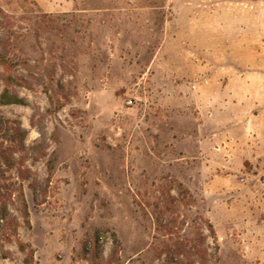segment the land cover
<instances>
[{"label": "rangeland", "instance_id": "obj_1", "mask_svg": "<svg viewBox=\"0 0 264 264\" xmlns=\"http://www.w3.org/2000/svg\"><path fill=\"white\" fill-rule=\"evenodd\" d=\"M0 9V264H264V0Z\"/></svg>", "mask_w": 264, "mask_h": 264}, {"label": "trees", "instance_id": "obj_2", "mask_svg": "<svg viewBox=\"0 0 264 264\" xmlns=\"http://www.w3.org/2000/svg\"><path fill=\"white\" fill-rule=\"evenodd\" d=\"M0 16H4V12L0 9ZM8 26L5 21H1L0 20V27L6 29V32L5 34L8 33ZM0 35V63H5L4 61V58L6 57L7 55V52H8V45H9V39H8V36L9 35ZM10 76V75H9ZM7 77V80L10 79V77ZM19 102V98L16 96V95H13V97H10L8 95V91H7V88L3 89L0 93V103L5 105V104H9V103H17ZM40 132L43 133L44 132V127L41 126L39 128ZM26 214V213H25ZM21 249L23 250V246L21 245ZM116 251V249H114V252ZM32 261H33V250L30 248L28 249V252L26 254V256L24 257L23 259V263L24 264H32Z\"/></svg>", "mask_w": 264, "mask_h": 264}]
</instances>
